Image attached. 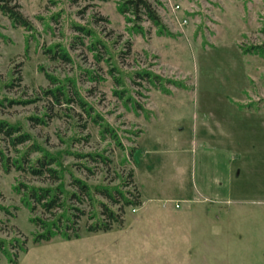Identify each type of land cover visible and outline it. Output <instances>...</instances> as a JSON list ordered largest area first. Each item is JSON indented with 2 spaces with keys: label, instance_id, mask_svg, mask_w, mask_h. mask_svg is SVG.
<instances>
[{
  "label": "rangeland",
  "instance_id": "obj_1",
  "mask_svg": "<svg viewBox=\"0 0 264 264\" xmlns=\"http://www.w3.org/2000/svg\"><path fill=\"white\" fill-rule=\"evenodd\" d=\"M15 1L33 28L0 11V119L30 140L0 146L62 178L0 169V238L27 241L0 264H264V0H148L158 27L127 0ZM130 171L140 206L68 200L79 236L34 243L47 215L15 186L129 190ZM99 201L123 220L89 231Z\"/></svg>",
  "mask_w": 264,
  "mask_h": 264
},
{
  "label": "trees",
  "instance_id": "obj_2",
  "mask_svg": "<svg viewBox=\"0 0 264 264\" xmlns=\"http://www.w3.org/2000/svg\"><path fill=\"white\" fill-rule=\"evenodd\" d=\"M21 5L15 0H0V11L3 15L7 16L8 19L16 26L31 30V21L22 13ZM123 14H132L135 16L145 15L149 21L155 26H160L161 21L157 13L154 11L152 5L148 0H127L119 8ZM139 75L145 77H153L156 80H160V77L153 73L144 72ZM155 80V81H156ZM155 83V82H154ZM157 84V83H156ZM164 92H169L168 89L162 88ZM58 98L57 94H54ZM108 131L104 129V134ZM111 133V132H110ZM0 135L7 142L13 150H17L18 146L24 145L30 140V136L21 133L18 126L8 123L5 120L0 119ZM93 160H97L96 157L100 155H90ZM55 163V159L50 155H44L43 157L37 158L34 162L24 154L22 157L12 159L6 154L4 148L0 146V169H3L6 173H9L12 168L17 170H23L35 176L47 174L54 181L61 179L60 173L50 167ZM133 171L128 174L127 186L130 189L126 190L119 185L109 186L100 185L92 187L85 181L73 177L72 185L76 188V191L67 193L63 185H59L56 188L47 187H27L22 189L19 185L15 186V190L23 195V202L33 213L36 208L40 207L43 213L47 215L46 218L31 217L30 220L38 228L39 233H36L33 241L35 244L40 242H50L55 236H62L64 238H73L79 236V219L85 213L83 210L77 208L80 214L69 212L72 205H68V200L75 201L78 203H84V200H90L95 203V194L100 195L106 199L112 205H119L120 211L123 207L132 205L140 206L142 204L141 194L139 193L136 185L133 181ZM99 214L95 216H101L102 218L88 225L89 231L109 230L112 228L114 222H122L123 218L115 211L109 204L103 201H99ZM74 208V207H73ZM1 210L6 208L0 205ZM56 212V213H54ZM76 218V219H75ZM27 241L20 239H14L11 241L0 238V252L3 253L11 263L17 262V257L12 250L18 249L25 251Z\"/></svg>",
  "mask_w": 264,
  "mask_h": 264
}]
</instances>
